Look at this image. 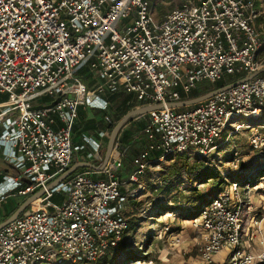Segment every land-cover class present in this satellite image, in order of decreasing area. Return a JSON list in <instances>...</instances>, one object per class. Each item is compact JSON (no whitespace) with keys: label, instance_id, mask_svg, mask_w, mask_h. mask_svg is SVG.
Wrapping results in <instances>:
<instances>
[{"label":"built area","instance_id":"1","mask_svg":"<svg viewBox=\"0 0 264 264\" xmlns=\"http://www.w3.org/2000/svg\"><path fill=\"white\" fill-rule=\"evenodd\" d=\"M157 6V0H0V93L8 94L0 102V153L19 170L4 177L0 198L45 189L0 229V264H92L118 248L130 229L127 205L145 187L124 191L127 183H140L148 170L180 156L214 159L242 129H255L251 145L264 147L262 75L193 108L167 107L191 98L200 82L240 79L264 67V0H183L167 12ZM116 91L132 93L140 102L135 108L164 105L147 114L150 140L134 158V172L128 180L118 174L127 152L120 134L102 171L76 172L49 190L84 148L74 141L80 107L109 113ZM45 96L53 101H40ZM110 132L100 131L98 140L84 136L96 163ZM239 165L235 157L231 170ZM245 178L246 184L227 177L191 219L199 234L196 259L176 264H217L222 251L223 264H264V252L253 251L255 233L244 232L251 208V178Z\"/></svg>","mask_w":264,"mask_h":264},{"label":"rangeland","instance_id":"2","mask_svg":"<svg viewBox=\"0 0 264 264\" xmlns=\"http://www.w3.org/2000/svg\"><path fill=\"white\" fill-rule=\"evenodd\" d=\"M182 2L183 0H157V10L167 12ZM261 21V28L264 31V16ZM261 56H264V51ZM83 71L86 72L85 69ZM76 72L80 76L84 74L82 71L76 70ZM202 85L213 84L203 81L199 83V86ZM4 98H8V94L0 93V99ZM40 101L48 103L53 100L45 96ZM135 101L136 104H140L139 101ZM260 126H264V119L261 120ZM255 131L250 128L242 129L230 136L229 140L224 141L220 147L219 155H215L214 159H208L209 162L206 161V164L208 163L210 167L215 165V170L224 173L228 180L239 178L246 184L248 181L245 177L251 178L246 198L251 208L249 212L245 211L244 232L255 233L253 251L262 253L264 252V147L258 149L252 147L250 136ZM259 131L264 134V128ZM225 137L226 135H223L220 140ZM105 150L106 148L102 150L103 154ZM181 157L174 162H165L159 169H150L143 178L142 185L145 190L140 193L136 203L137 208L126 211L131 228L121 245L124 247L123 250L116 257L113 256L117 264H176L195 261L194 243L199 234L191 223L189 211L193 205L199 204L198 194L206 191L208 186L200 181L190 183L189 178L197 177V171L193 169V172L188 174L183 166L186 157L183 156L184 161L180 159ZM235 157L240 161L237 171L231 170V161ZM195 160L192 158L189 163L193 165ZM213 161L214 165L211 164ZM160 183L166 186V189L161 190L158 187ZM188 186L192 188H187ZM226 258L227 253L222 251L215 256V261L217 264H223Z\"/></svg>","mask_w":264,"mask_h":264},{"label":"trees","instance_id":"3","mask_svg":"<svg viewBox=\"0 0 264 264\" xmlns=\"http://www.w3.org/2000/svg\"><path fill=\"white\" fill-rule=\"evenodd\" d=\"M262 19H259V22ZM85 68H80L77 71H82L84 73ZM264 76V73L261 74ZM241 75L237 76H225L221 80L213 83V85H202L198 86L197 89H195L191 93V97H195L198 95H201L203 93H206L208 91H211L213 89L222 87L224 85H227L229 83H232L236 81ZM8 98L0 99V102L7 101ZM110 111L107 113L106 111H99V110H92V112H88L84 110L82 107H80L79 110V119L78 122L74 128V137L79 135H83L84 133H91L95 130L105 129L109 128L110 130H113L115 125L123 118L124 115H126L129 111H131L133 108L139 105L136 104V101L134 99V95L132 93H127L125 91H116L114 92L110 98ZM199 105V104H198ZM197 106V105H195ZM194 106V107H195ZM193 107V106H192ZM192 107H186V108H180L177 109L178 111L186 110L188 108ZM98 113H101L99 118H97ZM107 117H111L112 122H107ZM149 116L144 115L141 118H137L131 121L130 124H133L132 129L130 130H124L122 137L120 138V142L123 145L126 143H129L135 139V135L138 134L140 137H145L143 130L145 128L146 122H148ZM87 136V135H85ZM75 139V138H74ZM206 161L208 159H196L191 165L189 161L186 160V162L183 164L188 174H191L193 172V169L197 171V177H191L194 179V182H203L204 184H207L206 191H201L199 193L198 198V205H193L190 208L191 213L193 214V217L196 216L199 211L202 209L204 205L207 204V202L214 197L223 187L227 184L226 178L223 176V174L220 171L215 170L214 161L211 162V164L214 165V167H210L208 163L206 164ZM73 165V164H72ZM83 170V169H81ZM217 173V174H216ZM95 178H98L100 176H94ZM193 181V180H192ZM26 185V184H24ZM161 190L166 189V186L162 184V186L159 187ZM57 199V198H55ZM192 217V218H193ZM131 228V225H130ZM123 243V242H122ZM122 243L118 248H114L109 250L107 253H105L103 256H101L97 261H95L92 264H117L116 259L113 256H117L124 247H122ZM113 252V254H111Z\"/></svg>","mask_w":264,"mask_h":264},{"label":"water","instance_id":"4","mask_svg":"<svg viewBox=\"0 0 264 264\" xmlns=\"http://www.w3.org/2000/svg\"><path fill=\"white\" fill-rule=\"evenodd\" d=\"M263 73H264V67L256 70L254 73H252L248 77L237 79L236 81H234L232 83H229L227 85H224V86L216 88V89H213V90L208 91L206 93H203L201 95L191 97L188 99H184L181 101L169 102L167 104V107L172 108V109H180V108H186V107H192V106L198 105V104L206 101L207 99L215 96L216 94H218L220 92L229 90L230 88H233V87H235V86H237V85H239V84H241L247 80H250L256 76H259ZM60 100H61V98H58L56 101H54L53 103H51L45 107L51 108L54 105H56ZM36 108H42V106L41 107L37 106ZM162 108H164V105L162 103H160V104H155V105H145V106L137 107V108L129 111L126 115L123 116V118L115 125V127L111 131V134L109 135L108 143L106 145L105 154L103 155V160L101 162H98L96 164L93 162H88V161H77V162H75L65 172H63L58 178H56L54 181H52L48 185V189L50 190V189L54 188L55 186L61 184L64 180H66L67 178L72 176L75 172H77V170H79L81 168H90V169H93L95 171H102L106 167V165L108 164V162L110 160V157L114 151L117 140H118L122 130L124 129V126H126L129 122H131L132 120H134L138 117L147 115L151 111L160 110ZM25 182L30 184L29 179H26ZM44 193H45V189L43 188V189L38 190L34 194L30 195L29 197H27L17 207V209L14 212H12V214L10 216H8L5 220L0 222V229L3 228L4 226H6L7 224H9L10 222L14 221L17 217H19L22 213H24L37 199L42 197V195Z\"/></svg>","mask_w":264,"mask_h":264},{"label":"crops","instance_id":"5","mask_svg":"<svg viewBox=\"0 0 264 264\" xmlns=\"http://www.w3.org/2000/svg\"><path fill=\"white\" fill-rule=\"evenodd\" d=\"M82 108L84 110L88 111V112H92V110L93 111L94 110L95 111L96 110H99V109H95V108H88V107L86 108V107H83V106H82ZM99 111H103V110H99ZM100 115H101V113H98L97 118H99ZM138 118H141V117H138ZM149 120H148V122H146L145 126L149 123ZM130 123L131 122H129L125 126V128L122 130L121 137H122V134H123V131L124 130H128V129L130 130V128L132 129L133 124L131 126ZM105 129H109V128H105ZM105 129H101L100 128L99 130H97V131L95 130L94 132H91V133H84L83 135H79V136H81L80 138L78 136H75L74 137L75 138L74 139L75 144L76 145H80V146H84V148L83 149H79L77 152H75L74 159H73L72 164H74L77 161H88V162H93V163L96 164L97 161L95 162V160L89 158V156H88L89 152L92 151V148H91V146L89 144H86V142L84 141V136L85 135L92 136V137H94L95 139L98 140L99 139V136H98L97 133H99L100 131L105 130ZM143 133H144V136L145 137H140L137 134V135H135V139L133 141H131L129 143H126V144L123 143V145L121 144L122 145V149H126V151H127L126 154H125V156H124V158H123V166L124 167H122L120 169L119 173H118L119 176H120V178L122 180H128L129 177L131 176V174L134 172V170H135L134 158L136 156H138V154L140 153V151L143 148V146L150 140V135H148L144 130H143ZM106 141L108 142V140H106ZM157 155H159V153H154L153 154L154 157H156ZM180 159H182L184 161L185 158L182 156ZM186 160L188 161V159H186ZM189 162H190V160H189ZM81 169H83V170H81ZM81 169L77 170V172H80V171H95V170L90 169V168H81ZM149 171L150 170H148V172ZM18 173H19V170L15 166H13L12 164H10L8 161H6L4 159V157H3V155L0 153V183L3 181V179H4L5 176L16 177L18 175ZM146 174L140 178V181H139L140 183H138V182L127 183L126 186L123 188V190L126 191V190L131 189V188H137V187H139L138 186L139 184H144L143 183V178L146 176ZM95 175L96 176H99L97 174H94V176ZM189 181H190V183H193L194 182V179L193 178H189ZM187 188H192V187L191 186L190 187L188 186ZM26 198L27 197L18 195L17 193L14 194V195L12 193V194H9V196H6L4 198H0V222L3 221V220H5L8 216H10L12 214V212H14L17 209V207ZM137 201H138V199H136L132 203L129 202L128 205H127L126 211L128 209L129 210L130 209L131 210L136 209L137 208L136 207ZM173 212H175V211H173ZM189 216L192 219L193 214L191 213V211H189Z\"/></svg>","mask_w":264,"mask_h":264}]
</instances>
